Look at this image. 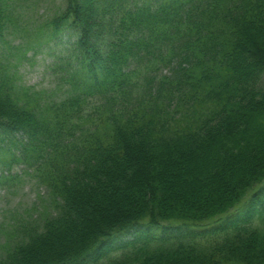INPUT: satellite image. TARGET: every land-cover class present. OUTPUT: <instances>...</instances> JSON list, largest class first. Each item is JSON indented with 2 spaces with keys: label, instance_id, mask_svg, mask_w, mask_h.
<instances>
[{
  "label": "trees",
  "instance_id": "1",
  "mask_svg": "<svg viewBox=\"0 0 264 264\" xmlns=\"http://www.w3.org/2000/svg\"><path fill=\"white\" fill-rule=\"evenodd\" d=\"M127 4L51 20L78 37L61 94L0 77V187L22 165L47 193L0 228V264H264V0Z\"/></svg>",
  "mask_w": 264,
  "mask_h": 264
},
{
  "label": "rangeland",
  "instance_id": "2",
  "mask_svg": "<svg viewBox=\"0 0 264 264\" xmlns=\"http://www.w3.org/2000/svg\"><path fill=\"white\" fill-rule=\"evenodd\" d=\"M143 2L145 0H128L127 6L132 8V5L140 6ZM67 3L68 0H17V9L13 13V17H16L15 21H8L5 37L0 40V58L6 57L0 65V77L9 79V81L2 80L1 83L9 82V86L12 84L17 95L20 96L23 94L22 91L30 90L43 91L49 97H53L65 90L64 86L62 88V84L65 83L63 78L72 77L73 67L70 65L76 61L66 53L73 51V45H77V33L74 29L68 28L56 39H48L46 34L50 30L51 20L59 14L61 16ZM112 20L117 24L116 30L113 29L112 37H123L122 21L115 17ZM88 26L86 28L89 30V36L92 35L90 30L95 32L93 36L97 31H101L104 35L108 32L104 22L95 24V27ZM128 36L131 37V34ZM135 36L146 39V34L141 36L138 31L135 32ZM93 42L97 44L96 37ZM138 54L139 61L133 66H137L136 64L140 62L146 63V51ZM20 56H22L21 60ZM152 57L154 56H147V60L150 61ZM172 65L174 66L175 63L171 62L165 66L155 63L152 67L156 69L160 67L159 74L166 75L170 73ZM20 169L24 167L16 165L11 170L15 175L19 174L17 183L12 182L0 187V228L2 225L7 227L13 219L12 216H16V219L20 218L19 216L24 217L22 212L31 210L39 196L44 197L47 194L45 187L37 183L36 178L31 175L23 176ZM2 235L0 233V238Z\"/></svg>",
  "mask_w": 264,
  "mask_h": 264
}]
</instances>
